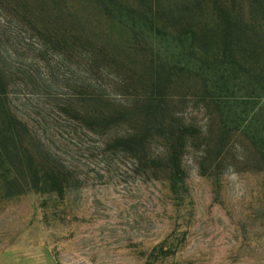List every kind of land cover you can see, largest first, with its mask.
<instances>
[{
	"label": "trees",
	"instance_id": "1",
	"mask_svg": "<svg viewBox=\"0 0 264 264\" xmlns=\"http://www.w3.org/2000/svg\"><path fill=\"white\" fill-rule=\"evenodd\" d=\"M134 1L0 0L3 197L67 190L76 167L72 153H62L68 144L65 136L73 141L79 131L96 138L90 157L102 162L127 159L147 173L162 172L176 194L186 183L185 159L193 149L204 172L223 163L240 141L248 143L244 152L264 166V0H248L243 10L249 16H234L227 3L212 0L216 19L211 27L177 25L176 49L207 53L213 47L205 53L209 61L247 82V89L237 91L245 90L244 95H232L217 73L208 72L217 83L204 84L199 102L213 118L209 130L180 109L189 100L171 92L179 70L195 72L184 62L186 56L166 53L159 61L154 56L152 37L161 31L153 20L155 0ZM21 43L28 48L22 50ZM117 45L140 52L148 77H137L134 63L119 61ZM18 50L31 52L33 63L24 65ZM42 64L49 78L43 83H62L68 92L39 96L55 100L59 117L53 123L24 119L16 104L19 96L40 95L23 94L20 88L28 90V80L37 84ZM115 68L134 75L128 81ZM67 128L71 131L65 132Z\"/></svg>",
	"mask_w": 264,
	"mask_h": 264
},
{
	"label": "rangeland",
	"instance_id": "2",
	"mask_svg": "<svg viewBox=\"0 0 264 264\" xmlns=\"http://www.w3.org/2000/svg\"><path fill=\"white\" fill-rule=\"evenodd\" d=\"M220 1L231 7L234 16H249L243 10L248 0ZM155 3L153 20L161 31L152 37L158 38L152 40L154 56L158 61L166 53L186 56L184 62L195 72L179 70L171 92L187 98L186 107L180 109L187 111L192 122L209 130L213 118H208L199 102L204 84L217 83L214 74L208 76V72L212 69L217 73L232 95H244L245 90L237 91L247 89V82L218 70L216 63L209 61L206 54L213 47L207 53L201 48L180 51L175 47V37L178 24L211 27L216 19L213 2ZM20 45L22 50L28 48ZM18 51L24 65L33 63L31 52L24 51V55ZM115 53L124 65H136L137 77H148L138 50L125 51L117 45ZM115 70L128 81L134 75L127 68ZM46 71L42 64L39 78L34 77L37 84L28 80V90L20 88L23 94L40 95L26 94V100L19 96L16 101L20 116L36 123H53L59 117L55 100L39 96L68 93L62 83L44 84L49 80ZM108 83L105 77V87ZM65 138L68 144L62 153H72L76 167L67 190L30 191L6 198L0 193V264H264V166L244 152L248 143L234 145L223 163L205 172L197 152L191 150L185 159L186 183L176 194L162 172L147 173L127 159L102 162L100 157H90L94 136L79 131L73 141ZM78 144L81 150L74 149Z\"/></svg>",
	"mask_w": 264,
	"mask_h": 264
}]
</instances>
